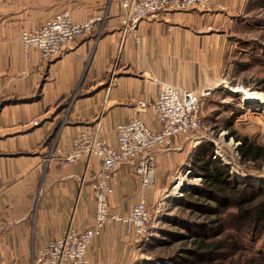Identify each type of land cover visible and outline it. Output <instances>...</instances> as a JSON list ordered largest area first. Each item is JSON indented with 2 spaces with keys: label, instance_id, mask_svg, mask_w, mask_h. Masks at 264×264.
Returning a JSON list of instances; mask_svg holds the SVG:
<instances>
[{
  "label": "crops",
  "instance_id": "obj_1",
  "mask_svg": "<svg viewBox=\"0 0 264 264\" xmlns=\"http://www.w3.org/2000/svg\"><path fill=\"white\" fill-rule=\"evenodd\" d=\"M249 3L253 0H212L211 13L168 12L156 20H145L139 25L141 42L137 44L131 35L121 33L117 0H0V102L21 101L0 109V133L31 128L33 118L50 113L56 102L80 87L81 94L74 99L62 128L59 149H71L75 135L92 129L100 118L102 133L112 146H116L117 126L134 118L157 130L152 105L161 84L188 91L220 83L227 41L216 30L226 17L219 8L228 7L236 14ZM63 10H69L77 23L106 17L104 27H99L101 36L96 38L99 30L86 35L48 64H42L38 52L26 57L22 32L41 27ZM39 65H45L41 67L44 73ZM34 97L38 99L22 102ZM141 103H146L144 111ZM52 124L46 122L40 130ZM15 138L0 142L6 146L16 142ZM176 139L180 147L187 136ZM163 153L157 154V187L172 158ZM42 154L0 161V264H32L36 250L61 238L70 226L85 231L94 224L92 183L101 168L100 158L64 165L58 158L45 163ZM110 183L113 214H128L142 194L148 201L155 197L156 184L154 190L143 191L130 164L119 167ZM129 242L121 226L107 227L90 247V264H132Z\"/></svg>",
  "mask_w": 264,
  "mask_h": 264
},
{
  "label": "rangeland",
  "instance_id": "obj_2",
  "mask_svg": "<svg viewBox=\"0 0 264 264\" xmlns=\"http://www.w3.org/2000/svg\"><path fill=\"white\" fill-rule=\"evenodd\" d=\"M117 2L120 5L119 0ZM213 9L212 0H208L204 8H193L183 12L197 10L202 13H211ZM219 10L226 16L222 27L216 29L222 32L223 38L227 41L226 67L222 80L220 83L197 87L188 91H182L175 86L181 93L202 89H214V93L211 98L203 99L201 102V129L191 132L190 135H177L176 138L187 136V139L181 141L180 147H178L177 142H174L173 148L175 150L162 149L165 152L163 155H170L172 158H169L168 170L165 173V178L161 181V185L158 183L157 187L155 182V197L149 199V201L143 194L140 197V199L144 197L147 200L150 210L149 235L146 239L138 242L135 236L129 233L122 224L113 223L107 226L119 225L124 229L130 241L127 243L129 245L128 251L131 250L132 257H134L132 264H183L188 259L194 260L196 258L189 254V251L195 248L194 239L198 242L205 240L206 242H217L219 244V249L214 250L209 256L214 264H237L236 260L244 259L245 261L246 258H253L258 264L264 263V223L251 224L249 220L239 221L235 207H221L214 198L205 197L207 194L205 190H202L204 179L194 171L193 161L195 156L202 150L210 151L213 148L215 152L216 145H218L221 151L229 155L232 160V166L227 167L235 184L247 183L251 187L264 189V162H244L242 158L237 156L238 154L241 155V143L236 140V137H247L251 142L264 146V106L249 105L243 101L245 95L249 93H264V0H253V4L249 3L243 11L236 14L231 13L228 7H220ZM168 12L178 11L169 10L155 18H150V20H156ZM120 17L121 33L123 37H128L122 30V9ZM105 18L95 24L91 33H86L75 42L97 30H99V34L96 38H99L101 36L99 27L101 29L104 27ZM140 42L141 37L140 41H136V43L140 44ZM62 52L48 60L40 55L42 64H48L52 59L60 56ZM41 67L44 68L45 65L38 66V70L44 73L45 70ZM80 94L81 87L75 94L63 101L56 102L50 113L45 111V114L39 115L30 121L31 128L19 126V129H13H18V131H10L7 134L0 133V140L16 137L14 140L16 142L6 146L3 142H0L2 143L0 144V161H20L19 159L27 155L37 156V154L43 152L44 154L41 157L43 156L42 160L45 163L58 158L64 164V155L75 150V140L80 136L94 134L95 132H97L100 139L111 145L102 133L103 124L102 118H100L92 126V129L75 135L72 139L71 149L63 150L57 147L60 140L63 139L62 128L66 125L72 103ZM36 99L38 97L24 99L22 102H33ZM156 100L152 108H154ZM19 102L21 103L17 99L0 102V109L5 105H13ZM46 122H52L53 124L41 131L40 128ZM97 127L99 129L96 131ZM232 132L236 133L237 136L232 137ZM27 141H31L30 144H32L24 146ZM117 144L118 136L116 146H111L116 148L118 147ZM86 159L88 160V158ZM133 167L136 173V167L134 165ZM157 175L159 176L158 161L156 181ZM181 181L185 184L182 185V189H177ZM110 186L112 187L111 183ZM154 186L143 191L154 190ZM194 202L196 203L193 204ZM220 227H223V233L214 236ZM171 233L183 237H174ZM233 236L235 240L239 241L241 246L239 251L232 248Z\"/></svg>",
  "mask_w": 264,
  "mask_h": 264
},
{
  "label": "built area",
  "instance_id": "obj_3",
  "mask_svg": "<svg viewBox=\"0 0 264 264\" xmlns=\"http://www.w3.org/2000/svg\"><path fill=\"white\" fill-rule=\"evenodd\" d=\"M122 9V30L140 41L138 27L141 22L155 18L169 10L178 12L193 8H204L208 0H119ZM105 17L92 18L84 23H75L69 10H64L48 20L40 28L24 31L21 42L25 56L38 52L45 60L59 55L63 49L78 38L94 30L95 24ZM214 89H202L181 93L175 86L162 83L153 108V118L158 125L154 130L140 118L117 127L118 147L108 145L97 132L80 136L75 140V150L67 152L64 164H74L82 157L90 161L93 157L102 160V168L92 183L95 196V221L92 228L79 231L70 226L59 239L51 240L34 253L32 264H90L89 249L96 237L113 223L122 224L138 242L146 239L150 232L151 215L147 200L143 197L127 215L111 213L109 198L114 193L109 180L122 165L136 167V175L142 190L155 185L157 152L175 150L177 135H190L202 127L201 102L211 98ZM140 108L144 111L145 103ZM99 129L97 127L96 131ZM239 158L240 154L237 155ZM62 157V155H61ZM226 166H232L229 155L216 145L213 156Z\"/></svg>",
  "mask_w": 264,
  "mask_h": 264
},
{
  "label": "trees",
  "instance_id": "obj_4",
  "mask_svg": "<svg viewBox=\"0 0 264 264\" xmlns=\"http://www.w3.org/2000/svg\"><path fill=\"white\" fill-rule=\"evenodd\" d=\"M232 137L237 134L232 132ZM236 140L241 143V158L244 162H264V146L251 142L247 137H236ZM214 150H202L193 161L194 171L204 179V186L207 196L214 200L221 207L233 206L236 208V216L239 221L249 220L251 224L264 223V189L251 187L247 183L235 184L231 179L228 167L220 161L213 159ZM194 202L193 204H195ZM223 227H220L214 236H219L223 233ZM174 237L182 235L171 233ZM183 237V236H182ZM233 249L239 251L241 246L239 241L233 236ZM194 249L189 251L190 256L196 258L188 259L183 264H214L210 259V255L214 250L219 249L217 242L195 241ZM237 264H258L253 258L236 260ZM264 264V263H263Z\"/></svg>",
  "mask_w": 264,
  "mask_h": 264
},
{
  "label": "bare ground",
  "instance_id": "obj_5",
  "mask_svg": "<svg viewBox=\"0 0 264 264\" xmlns=\"http://www.w3.org/2000/svg\"><path fill=\"white\" fill-rule=\"evenodd\" d=\"M245 103L249 105L254 106H264V93L261 92H252L247 95H245V98L243 100ZM185 183L181 181L177 189H182ZM183 185V186H182Z\"/></svg>",
  "mask_w": 264,
  "mask_h": 264
}]
</instances>
